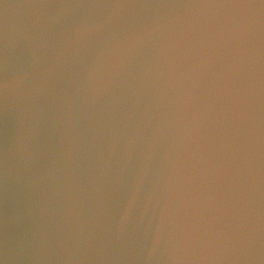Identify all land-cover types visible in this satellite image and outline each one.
I'll return each instance as SVG.
<instances>
[{"label": "water", "instance_id": "95a60500", "mask_svg": "<svg viewBox=\"0 0 264 264\" xmlns=\"http://www.w3.org/2000/svg\"><path fill=\"white\" fill-rule=\"evenodd\" d=\"M264 0H0V264H264V56L236 115L230 48L197 85L215 97L197 155V226L218 243L178 258L172 237L185 140L152 58L115 41L191 5ZM202 166H206L202 165ZM238 228L245 239L235 241Z\"/></svg>", "mask_w": 264, "mask_h": 264}, {"label": "clouds", "instance_id": "9594fccd", "mask_svg": "<svg viewBox=\"0 0 264 264\" xmlns=\"http://www.w3.org/2000/svg\"><path fill=\"white\" fill-rule=\"evenodd\" d=\"M153 38V66L162 78L165 93L174 92L173 109L180 129H186L185 140L194 147L178 162L173 179L174 194L181 173H186L183 194L178 198L176 211L180 224L172 237L178 258H187L207 251L218 243L216 236L197 226L206 197L200 186L209 174H218L220 165L197 155L202 143L210 142V132L201 133V125L209 116L215 97L197 98V85L209 65L225 48H230L232 73L231 93L236 100V115L245 112V80L256 59L264 56V13L252 5L232 2H211L191 5L188 10L166 16L151 30H134L115 41V46L132 51L141 47L146 38ZM206 166H202L205 165ZM238 228L235 241L244 242Z\"/></svg>", "mask_w": 264, "mask_h": 264}]
</instances>
